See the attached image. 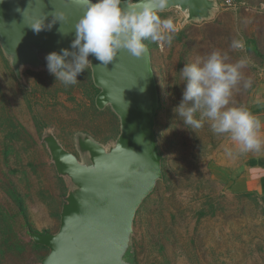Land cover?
<instances>
[{
    "label": "rangeland",
    "instance_id": "rangeland-1",
    "mask_svg": "<svg viewBox=\"0 0 264 264\" xmlns=\"http://www.w3.org/2000/svg\"><path fill=\"white\" fill-rule=\"evenodd\" d=\"M216 1L210 21L186 23L179 9L162 12L178 28L172 44L146 41L160 96L155 133L163 179L135 218V264H264V197L233 195L213 175L229 159L225 149L232 141L214 133L207 121L191 130L174 112L184 87L181 69L213 50L226 53L229 62L241 56L251 61L242 71L252 86L245 89L242 80L229 106L248 107L264 82V0ZM240 37L243 52L231 48ZM23 78L24 86L0 48V264H41L49 250L37 248L29 231L59 230L68 188L43 136L54 134L80 158L77 134L105 146L120 135V121L110 107L96 106L100 90L89 66L73 86L56 82L47 69L27 68ZM16 127L18 137L4 139Z\"/></svg>",
    "mask_w": 264,
    "mask_h": 264
},
{
    "label": "water",
    "instance_id": "water-1",
    "mask_svg": "<svg viewBox=\"0 0 264 264\" xmlns=\"http://www.w3.org/2000/svg\"><path fill=\"white\" fill-rule=\"evenodd\" d=\"M127 3L124 0L122 6ZM88 7L89 0H0V48L22 86L23 70H45L47 54L70 48L75 24ZM171 9H179L186 23L205 22L214 18L218 4L216 0H169L164 12ZM55 11H65L67 19L50 30L32 29L30 23L37 17H45V25L51 23ZM89 59L94 85L100 90L96 106L110 107L120 121V135L105 146L89 135L77 134L80 158L54 134L43 136L68 194L56 233L29 231L35 244L49 250L41 264H135V218L163 179L155 133L160 96L150 48L142 58L122 49L107 65L91 55Z\"/></svg>",
    "mask_w": 264,
    "mask_h": 264
},
{
    "label": "clouds",
    "instance_id": "clouds-1",
    "mask_svg": "<svg viewBox=\"0 0 264 264\" xmlns=\"http://www.w3.org/2000/svg\"><path fill=\"white\" fill-rule=\"evenodd\" d=\"M123 3L124 0L95 3L89 0V7L75 24L76 36L70 48L45 57L47 70L56 82L66 87L76 85L78 76L92 63L90 55L107 65L122 49L135 57H144L149 40L159 45L172 44L177 25L173 17L161 15L169 0H128L126 8ZM52 15L51 23L45 25V17H37L30 26L38 33L67 19L65 11H55ZM245 47L243 37L231 43L233 50L243 52ZM250 63L247 56L229 62L228 55L220 50L186 63L180 71L184 84L181 103L174 108L184 126L191 130L201 129L207 121L214 133L227 134L238 154L258 153L264 148L261 119L245 106H229L233 90L242 80L245 89L252 86V80H244L242 71ZM225 152L229 157L234 154L232 148H226Z\"/></svg>",
    "mask_w": 264,
    "mask_h": 264
},
{
    "label": "crops",
    "instance_id": "crops-1",
    "mask_svg": "<svg viewBox=\"0 0 264 264\" xmlns=\"http://www.w3.org/2000/svg\"><path fill=\"white\" fill-rule=\"evenodd\" d=\"M247 108L264 124V82L253 93ZM232 149L233 156L214 168V177L233 195L264 197V148L258 153L238 154L232 142Z\"/></svg>",
    "mask_w": 264,
    "mask_h": 264
},
{
    "label": "trees",
    "instance_id": "trees-1",
    "mask_svg": "<svg viewBox=\"0 0 264 264\" xmlns=\"http://www.w3.org/2000/svg\"><path fill=\"white\" fill-rule=\"evenodd\" d=\"M3 104V106L6 104V101L4 100L3 102H2ZM21 133V131L19 130V127H16L15 128V130L13 131V132H11V133H8L7 134V136H6V138H4V139H8V140H14V139H16L17 137H18V135ZM12 143H10V145H11ZM249 196H251V195H249ZM32 231V230H31ZM34 245L37 247V248H44V249H46L44 246H41V245H37V244H35L34 243Z\"/></svg>",
    "mask_w": 264,
    "mask_h": 264
}]
</instances>
